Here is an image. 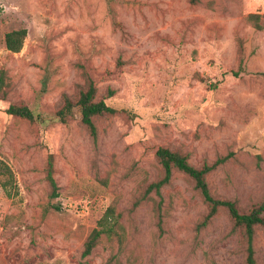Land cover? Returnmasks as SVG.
Here are the masks:
<instances>
[{
	"label": "rangeland",
	"instance_id": "374dc122",
	"mask_svg": "<svg viewBox=\"0 0 264 264\" xmlns=\"http://www.w3.org/2000/svg\"><path fill=\"white\" fill-rule=\"evenodd\" d=\"M19 30L28 37L12 53L6 36ZM80 65L118 111L95 119L97 148L78 107L60 117L84 87ZM2 78L0 160L15 181L5 190L0 177V264H80L110 206L121 238L103 236L84 264H247L244 230L226 209L205 224L210 207L186 174L162 189L161 226L160 199L144 195L168 147L199 169L228 158L207 176L212 195L241 213L263 203L264 0H0ZM255 253L264 264V227Z\"/></svg>",
	"mask_w": 264,
	"mask_h": 264
},
{
	"label": "trees",
	"instance_id": "16d2710c",
	"mask_svg": "<svg viewBox=\"0 0 264 264\" xmlns=\"http://www.w3.org/2000/svg\"><path fill=\"white\" fill-rule=\"evenodd\" d=\"M197 1L199 0H192V3H196ZM259 19L260 16L256 14L248 16V21L254 23L257 29H262V26L259 24ZM27 37V30L13 31L7 34V49L12 53H21L24 49ZM80 69L82 71V79L85 82L84 87L79 93V97L76 101L68 96L65 97L60 117L61 120L65 122L68 117L73 115L75 107H78L80 109L82 124L89 129L91 137L94 140L95 147L97 148L99 132L95 124V119L105 116H114L118 113V111L110 107L105 100L98 101L96 99L98 88L95 80L85 66L80 65ZM1 93L3 97H6L8 94L7 91H5L4 78L0 80V94ZM8 113L12 116H17L25 120H35L33 112L26 106L13 105L9 108ZM156 157L163 168L164 176L160 181L151 184L147 188L144 197L155 193L160 199L156 206L160 218V226L162 224L161 214L163 208L162 189L170 184L174 170H178L193 180L196 189L200 192L205 203L210 207L205 224L214 218L220 210L226 209L233 220L235 227L242 228L244 230L247 251L246 263L258 264L255 253V238L257 228L264 227V201L250 213H241L235 201L220 200L214 197L207 182V176L215 170L220 163L225 162L228 158L220 160L213 166H204L199 169L190 163L188 155L183 154L180 151L172 150L168 147H159L156 150ZM3 176L7 179L3 185L4 189L8 190V187L15 181V174L9 165L0 160V177ZM47 179L51 186V198L57 199L59 197L60 188L54 177L53 155H50L48 159ZM140 204V202H136L135 206ZM55 209L57 211L60 210L59 207H55ZM120 215L121 214H117L115 206H110L107 209L102 219L98 222L97 227L91 232L85 242L82 254L83 261L92 255L103 236H108L110 240H113L115 237H118L119 239L121 238L120 231L123 230V226L120 223ZM112 259H110V262ZM83 261L80 264H84Z\"/></svg>",
	"mask_w": 264,
	"mask_h": 264
}]
</instances>
